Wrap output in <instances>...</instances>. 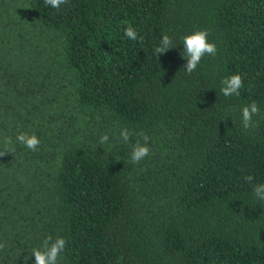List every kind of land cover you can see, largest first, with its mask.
Wrapping results in <instances>:
<instances>
[{"label": "trees", "instance_id": "obj_1", "mask_svg": "<svg viewBox=\"0 0 264 264\" xmlns=\"http://www.w3.org/2000/svg\"><path fill=\"white\" fill-rule=\"evenodd\" d=\"M203 29L218 54L188 74L182 38ZM233 74L245 86L226 98ZM125 128L149 137L139 164ZM5 149L0 264H35L49 235L68 242L59 264H264V0H0Z\"/></svg>", "mask_w": 264, "mask_h": 264}, {"label": "clouds", "instance_id": "obj_2", "mask_svg": "<svg viewBox=\"0 0 264 264\" xmlns=\"http://www.w3.org/2000/svg\"><path fill=\"white\" fill-rule=\"evenodd\" d=\"M68 0H44L45 6H50L53 9L59 11L62 6L66 5ZM124 35L130 41H141L143 37L139 35L137 30L129 24L124 29ZM210 32L207 29L196 30L192 34L185 35L182 38L183 52L181 55L187 60V64L184 70L191 74L195 72L200 65L201 61L206 56L215 57L218 54V47L215 42L209 41ZM173 39L167 34H163L160 40L159 46H155L153 52L158 57L161 54L167 53L170 49H173ZM244 79L240 74H233L229 77L224 78L221 81V93L224 97L239 96L241 89L244 88ZM260 114V107L257 102L252 101L250 104L245 105L241 109V123L244 129H249L253 126V117ZM138 135L139 139L136 140L133 150L131 153V161L134 164H139L145 158L149 157L151 148L149 146V137L147 134L141 132L139 134L130 132L127 128L120 131V138L124 142H129L131 137ZM109 136L104 134L100 137V145H106L109 142ZM143 140V143H141ZM16 141L27 149L36 152L38 151L41 140L37 135L21 132L16 136ZM5 145L11 144V138H5L3 140ZM9 149L0 151V157H3L6 153H9ZM254 177L249 175L245 177V180L251 184ZM253 195L260 201H264V184L253 185ZM67 241L65 238L57 236L53 240L52 236L46 237L40 247L32 250V256L35 257V264H59L61 260V254L65 252L67 247ZM5 245L0 243V250H3ZM31 256V257H32ZM123 257H119L117 264Z\"/></svg>", "mask_w": 264, "mask_h": 264}]
</instances>
